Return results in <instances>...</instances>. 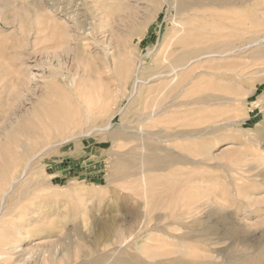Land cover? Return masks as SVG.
<instances>
[{"label":"rangeland","instance_id":"obj_1","mask_svg":"<svg viewBox=\"0 0 264 264\" xmlns=\"http://www.w3.org/2000/svg\"><path fill=\"white\" fill-rule=\"evenodd\" d=\"M0 10V167L14 161L19 180L0 207V264H81L102 255L110 264H264V0H0ZM196 51L204 58L190 63L200 70L180 99L160 93L169 65ZM124 60L134 71L142 63L133 99ZM152 97L180 105L160 119L179 139L169 143L174 152H157L168 166L149 174L156 189L148 197L163 201L174 189L176 215L154 216H162L161 230L189 240L155 232L153 242L132 239L156 221L142 218L140 197L118 170L128 128L141 123V99ZM53 112L73 123L46 139L41 123ZM112 115L111 131L84 136ZM66 136L77 138L40 154Z\"/></svg>","mask_w":264,"mask_h":264},{"label":"bare ground","instance_id":"obj_2","mask_svg":"<svg viewBox=\"0 0 264 264\" xmlns=\"http://www.w3.org/2000/svg\"><path fill=\"white\" fill-rule=\"evenodd\" d=\"M172 1V0H171ZM239 2V1H238ZM169 3V2H168ZM175 7V6H174ZM1 11V10H0ZM195 11V10H194ZM190 12V11H189ZM186 13V12H185ZM69 15V14H68ZM67 15V16H68ZM66 28H68V27H66ZM71 29V28H70ZM67 37V36H66ZM202 40V39H201ZM217 41V40H216ZM227 41V40H226ZM199 42V41H198ZM225 42V41H224ZM201 43V42H200ZM206 42H204V44H205ZM209 43V42H208ZM207 43V44H208ZM215 43V42H214ZM214 43H212V44H214ZM222 43V42H221ZM203 44V43H202ZM206 45V44H205ZM202 46V45H201ZM219 47V46H218ZM224 47V46H223ZM222 47V48H223ZM196 48V47H195ZM225 48V47H224ZM234 48V47H233ZM187 49V48H186ZM189 49V48H188ZM226 49V48H225ZM237 49V48H236ZM197 50H199V49H197ZM234 50H235V48H234ZM200 51V50H199ZM199 51H196V55L194 56V57H191V58H187L188 57V55H191L190 53L187 55V54H182L183 56H181L178 60H176L175 61V63H173L172 65H169L170 67V69H171V72H170V74L172 73V75H171V79H168V80H171V81H169V82H166V78L164 79V81L166 82V83H162L161 82V84H163V85H161L162 86V88H161V86L159 87V88H161V91H160V93H167V92H169V91H171V93L174 95V98H172V100L173 101H176L177 99H180L179 97L186 91V88L187 87H189V86H191V84L193 83V81H194V76H195V74H196V71H197V69L198 70H200L199 68H197V67H192V68H190V63L193 61L194 62V60L195 59H198L199 57L201 58V56L203 55V54H199ZM195 52V51H194ZM229 52H230V50H229ZM229 52H228V54H229ZM227 53V52H226ZM231 53H232V51H231ZM207 55H211V54H207ZM225 55V54H224ZM126 56V55H125ZM205 56V55H204ZM214 56V55H213ZM217 56H220V55H217ZM231 56V55H230ZM164 57H165V54H164ZM203 57V56H202ZM124 58V57H123ZM166 58V57H165ZM170 58H171V56H170ZM177 58V57H176ZM204 58V57H203ZM218 58V57H217ZM110 59V58H109ZM202 59V58H201ZM112 60V59H111ZM130 60V59H129ZM203 60V59H202ZM218 60V59H217ZM216 60V61H217ZM130 61H132V59L130 60ZM197 61V60H196ZM211 61V60H210ZM212 61H214V62H216L215 60H212ZM211 61V62H212ZM211 62H209V63H211ZM114 63V62H113ZM132 63H134V61L132 62ZM138 63V62H137ZM136 63V64H137ZM204 63V62H203ZM208 62H206V64H207ZM213 64V63H212ZM117 65V64H116ZM134 65V64H133ZM168 65V64H167ZM201 65V64H200ZM123 66H124V71H125V74H126V76H125V81H127L126 82V84L127 83H129V82H131L132 81V89H131V92H130V95H129V98L130 99H133V98H135V97H137V96H139L140 95V93H141V89H140V83H142L143 82V80L141 79V77H140V73H139V70H141L140 69V67H142V63H140V67L139 68H137L136 67V70L134 71L133 70V68H132V66L130 65V64H128V62L126 61V60H124V62H123ZM204 66V65H203ZM114 67V66H113ZM201 67V66H200ZM114 69H115V67H114ZM264 71V70H263ZM164 72L165 71H163V72H159L158 73V75H157V77L156 76H154V77H156V78H159V79H162V78H164ZM169 73L167 74V75H170ZM212 74V73H211ZM71 80V79H70ZM167 80V81H168ZM74 81V80H73ZM149 81V80H148ZM160 81H162V80H160ZM72 82V81H71ZM148 83V82H147ZM146 83V84H147ZM72 84V83H71ZM146 84H144V85H146ZM159 84V83H158ZM72 85H74V84H72ZM123 85H125V83L123 84ZM171 85H173V86H171ZM75 86V85H74ZM73 86V87H74ZM125 87V86H124ZM69 88V87H68ZM72 89V90H71ZM143 89V88H142ZM158 89V88H157ZM191 89V88H190ZM57 90V89H56ZM60 90V89H59ZM61 91V90H60ZM68 91H73V88L71 87V85H70V89L68 90ZM56 93V92H55ZM61 93V92H60ZM59 93V94H60ZM74 93V92H73ZM158 93V92H157ZM156 93V94H157ZM170 93V94H171ZM58 94V93H57ZM65 94V93H64ZM162 94H160V96H161ZM204 95V94H203ZM208 95V94H207ZM157 96V95H156ZM156 96H155V98H156ZM159 96V97H160ZM171 96V95H170ZM169 96V97H170ZM190 96V95H189ZM210 96V95H209ZM154 97V96H153ZM153 97H152V99H150V98H145V99H141V98H138V99H141L142 100V106L144 107V113L140 116V118H142V119H140L141 120V123H138V122H135L136 124H134V125H132L131 127H129L128 128V131L127 130H123V132H126L127 131V134L125 135V142H126V146L128 147V150H127V152L125 153V152H123L122 154H124V156L123 155H121V156H123V160H122V164L119 166L120 168H119V172H120V179H118L119 181H121V182H124L123 184L126 186H128V188L130 189V190H133L135 193V195H137V197H140V200H137V204H138V208L137 209H139L138 211L142 214V218L146 221V223L148 224V225H151L150 223L152 222V221H156L155 222V224H156V226L153 228V225L151 226V227H146V225H145V227L147 228L146 230H143V232L140 230L139 232H137L136 233V235H134L135 237H133L132 239H136V240H138V239H140L142 236H144V235H146L147 236V241H150L151 242V240H152V237L153 236H151V233H157V234H162V235H168L169 237L168 238H174V239H177V240H179V241H183V240H189V238L188 237H175V236H172L171 234H169L168 232H166L165 230H161V228L157 225V222H160V220L162 219L161 217H158V218H156L155 216H154V213L156 212V211H159V210H168L169 211V213H165L166 214V217H169V216H171V215H169V214H174V215H176L175 214V212L177 211L176 209H177V207H176V204H175V200H174V198H173V194H172V191L174 190V189H172V187L170 188V189H168L167 191H166V194H165V197H166V199L165 200H161V201H159V202H157V200L155 201V200H152L151 198H149L148 197V194H151V193H154L153 191H154V189H156V187L154 186V187H152V185H150V184H154V183H152L153 181H155L154 179H152L151 178V176L149 177V174L150 173H152V172H154V171H156V173H157V171H161V170H166V168H164V167H166V166H168V165H165L166 163H165V161H164V159L163 158H157L158 156H156V154H157V152H160V151H163L164 149H171V150H173V152L175 151V148H173L171 145H169V143L171 142V141H173L174 139H176V138H178L179 139V137L175 134V132H174V127H173V125H171V123L169 124L166 120L165 121H161L160 119H161V117L162 116H164V115H166V114H168L171 110H172V108L175 110L176 109V107H178V106H180V105H178L177 103L176 104H173L171 107H167V106H165V104H159L160 102L158 101V100H156L155 98L153 99ZM168 97V96H167ZM185 97H187V96H185ZM200 97V96H199ZM103 98L104 99H102V98H100L101 99V102H104V103H106V102H108V98H109V96H108V98H106V97H104L103 96ZM182 98H184V97H181V100H182ZM60 99V98H59ZM65 99V98H64ZM152 101V102H150V100ZM165 99V98H164ZM185 99V98H184ZM183 99V100H184ZM110 100V99H109ZM155 100V101H154ZM162 100H163V98H162ZM168 100V99H167ZM170 100V99H169ZM177 102V101H176ZM193 102V101H192ZM197 102V101H196ZM56 103V102H55ZM169 103V102H168ZM182 103V102H181ZM46 104V103H45ZM50 104V103H49ZM59 104V103H58ZM103 104V103H102ZM102 104H101V106H102ZM180 104V103H179ZM192 104V103H191ZM52 105V104H51ZM57 104H55V106H56ZM81 105V104H80ZM167 105V104H166ZM186 105V104H185ZM47 106V105H46ZM55 106H54V108H55ZM191 106V105H190ZM189 106V107H190ZM57 107V106H56ZM175 107V108H174ZM98 108H100V107H98ZM97 108V109H98ZM183 109H184V107H182ZM187 108V107H186ZM192 108V107H191ZM63 109V108H62ZM87 110L88 109H91V107H89V105L87 106V108H86ZM94 109V108H93ZM96 109V110H97ZM101 109V108H100ZM122 109V108H121ZM178 109V108H177ZM95 110V109H94ZM123 110V109H122ZM55 111V110H54ZM70 111V110H69ZM77 111V110H76ZM100 111V110H99ZM177 111V110H176ZM48 112V111H47ZM60 112V111H59ZM66 112V111H65ZM86 112V111H85ZM88 112L89 113H93L94 115H95V111H93V110H88ZM97 112H98V110H97ZM183 112V111H182ZM70 113H72L71 111H70ZM119 113V112H118ZM121 113V112H120ZM177 113V112H176ZM46 114V113H45ZM73 114H74V116H75V114L76 113H74L73 112ZM83 114V113H82ZM177 114H179V113H177ZM68 115V114H67ZM66 115V116H67ZM86 115V114H85ZM176 115V114H175ZM52 116V117H51ZM51 116H49V119H50V121L48 122V124H44L45 123V121H43V123H41L42 125V128H43V132H42V136L41 137H45L46 139H51V137H52V135L53 134H58V133H65L66 131H68L67 129L69 128V126L71 125V124H69L71 121H69V119H67V118H65V115H62V113L61 114H55V112H53V114H51ZM82 116V115H81ZM84 116V115H83ZM138 116V115H137ZM80 117V116H79ZM78 117V118H79ZM96 117H97V115H96ZM110 117V116H109ZM165 117V116H164ZM167 118H168V116H167ZM189 119H190V117H188ZM82 119H85V118H82ZM113 119H114V115H112L110 118H109V120H108V122L106 123V125H104V126H102V127H95V128H93V129H91L90 131L88 130V133H84L85 135L84 136H90V135H93L94 133H96V132H109V131H111L112 130V128H113ZM136 119V118H135ZM45 120H47V119H45ZM86 120V119H85ZM94 120H96V119H94ZM90 121V120H89ZM91 121H93V120H91ZM97 121V120H96ZM173 121V120H172ZM175 121H177V120H175ZM178 121H180V120H178ZM37 122H39V121H37ZM80 122V121H79ZM84 122V121H83ZM87 122V121H86ZM174 122V121H173ZM71 123H73V122H71ZM81 123H82V121H81ZM124 123V122H123ZM134 123V122H133ZM40 124V123H39ZM38 124V125H39ZM94 124V123H93ZM83 125V124H82ZM92 125V124H91ZM95 125V124H94ZM129 125V124H128ZM85 126V125H84ZM138 126V127H137ZM38 127V126H37ZM123 127V126H122ZM83 128V127H82ZM89 128V127H88ZM190 128V127H189ZM37 129H39V128H37ZM121 129H123V128H121ZM127 129V128H126ZM183 129V128H182ZM187 129V128H186ZM82 130V129H81ZM179 130V129H178ZM39 131H41L40 129H39ZM76 131V130H75ZM185 131V130H184ZM71 132H72V130H71ZM74 132V131H73ZM70 133V132H69ZM82 133V134H83ZM191 133H192V131H191ZM33 134V132L31 133V135ZM76 134V133H75ZM82 134H79L78 136H82ZM194 134V133H193ZM33 135H35V134H33ZM39 136V135H38ZM198 136V135H197ZM196 136V137H197ZM67 137V136H66ZM25 138V137H24ZM73 138H77V137H73V136H71V137H67V138H65V140H62L61 142L60 141H55V142H48V143H46V145L44 146V149L40 152V154L42 153V152H46V151H48V150H50V148L51 147H54V146H57V145H61V144H64L65 142H66V140H71V139H73ZM181 138V137H180ZM187 138H191L190 136H188ZM54 139V138H53ZM40 140V139H39ZM183 140V139H182ZM185 141V140H184ZM26 142H29L30 144H31V141H26ZM38 143V142H37ZM175 143H177L176 141H175ZM24 145H25V143H24ZM32 145L33 144H31V147H32ZM43 145V144H42ZM13 147H15V146H13ZM16 147H19V146H16ZM25 147H26V145L25 146H21V148L20 149H22L23 150V152H25ZM120 147V146H119ZM123 147V146H122ZM16 149V148H15ZM124 149V148H123ZM13 150H14V148H13ZM120 150V149H119ZM166 151V150H165ZM18 152V151H17ZM29 153H31V152H29ZM14 154H16V153H14ZM26 154V153H25ZM39 154V153H38ZM19 155V154H18ZM162 155V154H161ZM10 157H12L11 156V154H10ZM26 157V156H25ZM36 157V156H35ZM169 157H170V162L169 163H172V159L171 158H174V155L173 154H169ZM176 157V156H175ZM181 157H182V155H181ZM32 158V157H31ZM119 158V157H118ZM117 158V159H118ZM121 159H122V157H120ZM120 158H119V160H120ZM165 158V157H164ZM184 158V157H183ZM33 159H34V157H33ZM116 159V162H118L119 160H117ZM167 159V158H166ZM175 159V158H174ZM173 159V160H174ZM184 160V159H183ZM186 160V159H185ZM184 160V161H185ZM188 160H190V159H188ZM41 161V160H40ZM176 161V160H175ZM180 161V160H179ZM191 161V160H190ZM17 162V161H16ZM28 162H30V159H29V161ZM32 162V161H31ZM183 162V161H182ZM186 162V161H185ZM184 162V163H185ZM189 162V161H188ZM7 163V162H6ZM187 163V162H186ZM118 164V163H117ZM117 164H116V166H117ZM2 165V164H1ZM8 165V166H7ZM29 165L30 164H27L26 166H25V168H24V170H23V172H25L26 173V171L28 170V167H29ZM171 165V164H170ZM177 165V164H176ZM17 166H15V162L13 161V164L12 165H9V164H6V165H3V167L1 168L0 167V207H1V205H2V203L4 202V201H6V199L8 198V195H9V191L15 186V184L19 181V180H17V179H15V178H13V172H14V170H15V168H16ZM173 167V166H172ZM175 167V166H174ZM17 169H18V167H17ZM114 169H115V167H114ZM116 169H117V167H116ZM115 169V170H116ZM172 169V168H171ZM174 169V168H173ZM22 172V173H23ZM164 173V172H163ZM24 176V175H23ZM159 176V175H158ZM118 177V176H117ZM167 177V176H166ZM160 178H163V177H161L160 176ZM169 178V177H168ZM21 179V178H20ZM24 179V178H23ZM166 180V179H165ZM167 181V180H166ZM169 181H170V179H169ZM172 181L173 180H171V183H172ZM27 182V181H26ZM161 182H164V181H161ZM1 183H2V185L5 187H3L4 189H3V193H2V195H1ZM169 183H167V185H168ZM172 184H174V183H172ZM169 186H171V185H169ZM122 187V186H121ZM165 187H167V186H165ZM163 188H164V186H163ZM122 189V188H121ZM159 190V189H158ZM159 192V191H158ZM22 193V192H21ZM133 193V192H132ZM160 193V192H159ZM175 194V193H174ZM19 195V194H18ZM153 196V195H152ZM24 197V196H23ZM199 197H201V196H199ZM159 198V197H158ZM159 200V199H158ZM201 200V199H200ZM202 202V201H201ZM198 203V202H197ZM204 203V202H203ZM199 204V203H198ZM202 204V203H201ZM188 205H190V204H188ZM187 205V206H188ZM191 206V205H190ZM200 206V205H199ZM178 207H179V205H178ZM195 207H196V204H195ZM180 208V207H179ZM6 209V208H5ZM135 209H136V206H135ZM181 209H183V207L181 208ZM198 209V208H197ZM195 210V209H194ZM134 211V210H133ZM136 211V210H135ZM183 211V210H182ZM1 212H3V211H1ZM163 212H165V211H163ZM179 212H181V211H179ZM191 212L192 211H190V213L188 214L189 216H190V214H191ZM197 212H198V210H197ZM160 213V212H159ZM186 213H187V211H186ZM136 214V213H135ZM139 214V213H138ZM193 214V213H192ZM191 214V215H192ZM6 215H8L7 213H5L4 214V216H6ZM173 215V216H174ZM183 216V215H182ZM186 216H187V214H186ZM185 216V217H186ZM134 217H135V215H134ZM138 219V218H137ZM142 219V220H143ZM175 219V218H174ZM195 219V218H194ZM194 219H192V220H194ZM171 220V219H170ZM170 220L168 221V222H170ZM189 220V219H188ZM163 222L165 221V220H162ZM166 221H167V219H166ZM183 222V221H182ZM181 222V223H182ZM186 222V221H185ZM141 223V222H140ZM153 223V222H152ZM138 224H139V222H138ZM137 224V225H138ZM163 224V223H162ZM169 224V223H168ZM167 224V225H168ZM170 224H171V222H170ZM179 224V223H178ZM184 224H186V223H184ZM183 224V225H184ZM140 225H142V223L140 224ZM147 225V226H148ZM176 225V224H175ZM182 225V224H181ZM136 226V225H135ZM165 226V225H164ZM163 226V227H164ZM8 227V226H7ZM185 227V226H184ZM137 228V227H136ZM187 228V227H186ZM139 229V228H138ZM145 229V228H144ZM110 231L109 232H111V229H109ZM134 230H137V229H134ZM113 232V231H112ZM134 232V231H133ZM135 233V232H134ZM119 235H121V234H119ZM123 235V234H122ZM107 236V235H106ZM129 236H131V235H129ZM204 236V235H203ZM207 237V236H206ZM108 238V237H107ZM125 239L127 238V237H124ZM131 237H129V239H130ZM209 238V237H208ZM106 239V238H105ZM119 239H120V237H119ZM122 239V238H121ZM132 239L130 240V241H132ZM192 239V238H191ZM127 240H128V238H127ZM202 240V239H201ZM207 240V239H206ZM122 241V240H121ZM120 241V242H121ZM19 242V241H18ZM17 242V243H18ZM112 242V241H111ZM119 242V243H120ZM123 242H125V241H123ZM133 242V241H132ZM152 242H153V240H152ZM131 243V242H130ZM11 244V243H10ZM13 244V243H12ZM11 244V245H12ZM132 244V243H131ZM10 245V246H11ZM14 245V244H13ZM122 245V244H121ZM16 246V244L14 245V247ZM116 246V245H115ZM136 246H137V244H136ZM106 247V249L108 250V248H107V246H105ZM147 246H145L144 245V248L143 249H145ZM152 247V246H151ZM176 247V246H175ZM16 248H17V246H16ZM111 248V247H110ZM123 248V247H122ZM132 248V247H131ZM150 247H148L147 249H149ZM6 249V248H5ZM5 249H4V251H5ZM146 249V250H147ZM86 250V249H85ZM103 250V249H102ZM112 250H114V249H112ZM153 250V249H152ZM90 251V250H89ZM118 251V250H117ZM3 252V251H2ZM93 252H95V251H93ZM98 252V251H97ZM115 252H116V249H115ZM121 252V251H120ZM155 252H158V250L156 251L155 250ZM171 251H169V253H170ZM102 253V252H101ZM133 253V252H132ZM147 253H149V252H147ZM64 254H66V253H64ZM105 254V253H104ZM135 254V253H134ZM136 254H137V252H136ZM140 254V253H139ZM149 254H151V253H149ZM154 254H156L157 255V253H154ZM153 254V251H152V254L151 255H154ZM166 254H168V253H166ZM166 254L164 253L163 254V256L165 255L166 256ZM173 254L175 255V253H174V251H173ZM172 254V252H171V254L170 255H173ZM85 255V254H84ZM102 255V254H101ZM141 255V254H140ZM140 255H139V257H140ZM144 255H147V254H144ZM155 255V256H156ZM158 255H160L161 256V254H158ZM157 255V256H158ZM3 256V255H2ZM8 256H10L9 254H8ZM47 256V255H46ZM51 257L49 258V259H53V255L51 254L50 255ZM63 256V255H62ZM129 256V255H128ZM137 256V255H136ZM148 256V255H147ZM163 256L162 257H160V258H163ZM164 256V257H165ZM167 256H169V254L167 255ZM64 257V256H63ZM93 257V256H92ZM124 257V256H123ZM126 257V256H125ZM124 257V258H125ZM135 257V256H134ZM146 257V256H145ZM152 257V256H151ZM171 257H174V256H171ZM6 258H8L7 257V254H6ZM91 258V257H90ZM89 258V259H90ZM111 258H113V257H111ZM137 258H138V256H137ZM142 258V257H141ZM147 258V257H146ZM150 258V257H149ZM148 258V259H149ZM153 259L155 258V257H152ZM158 258V257H157ZM157 258H155V259H157ZM167 258V257H166ZM58 259V258H57ZM83 259H85V258H83ZM88 259V260H89ZM94 259V258H93ZM92 259V260H93ZM127 259H129V257L127 258ZM145 259V258H144ZM151 259V258H150ZM153 259H151V260H153ZM165 259V258H164ZM0 260H1V256H0ZM109 260L110 259H108V255H102V256H99V258H98V260L96 261V259L94 260V262H88L87 260L85 261V260H83V261H81V264H110L109 263ZM150 260V261H151ZM3 261V260H2ZM91 261V260H90ZM111 261V260H110ZM122 261V260H121ZM125 261V260H124ZM149 261V260H148ZM149 261V262H150ZM155 261V260H154ZM158 261V260H157ZM170 264H178V258L177 259H171V260H167ZM56 262H57V260H56ZM80 262V261H79ZM123 262V261H122ZM128 262H129V260H128ZM146 262V261H145ZM160 262V261H159ZM3 263V262H2ZM63 262L61 261V264H62ZM138 263H139V261H138ZM143 263V262H142ZM158 263V262H157ZM156 263V264H157ZM160 263H163V262H160ZM180 263V262H179ZM65 264H66V262H65ZM74 264V263H73ZM115 264H120V263H115ZM133 264V263H132ZM135 264V263H134ZM143 264H145V263H143ZM154 264H155V262H154ZM166 264V263H165ZM182 264H188V263H182ZM191 264H193V263H191Z\"/></svg>","mask_w":264,"mask_h":264}]
</instances>
